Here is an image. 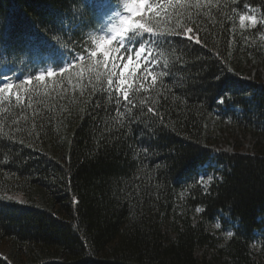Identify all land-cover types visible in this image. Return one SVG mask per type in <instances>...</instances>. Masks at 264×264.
Here are the masks:
<instances>
[{"label": "trees", "instance_id": "16d2710c", "mask_svg": "<svg viewBox=\"0 0 264 264\" xmlns=\"http://www.w3.org/2000/svg\"><path fill=\"white\" fill-rule=\"evenodd\" d=\"M69 3L0 0V74L14 84L0 93V264H264V72L246 67L264 61V0H148L139 58L61 71L34 25ZM106 8L85 21L98 28ZM65 26L77 51L94 48L97 32ZM188 28L201 44L183 42Z\"/></svg>", "mask_w": 264, "mask_h": 264}, {"label": "snow or ice", "instance_id": "6c2138e0", "mask_svg": "<svg viewBox=\"0 0 264 264\" xmlns=\"http://www.w3.org/2000/svg\"><path fill=\"white\" fill-rule=\"evenodd\" d=\"M108 4V8L106 11V15H109L110 18L107 21L108 24H111L113 19H118V25L114 26L112 32H107L105 35L95 42V47L89 50L88 48H80L77 51V45L73 43L72 37L69 35L70 29L67 28L66 24L76 23L82 32L87 33V30H91L93 32H105L106 24H102L99 28L95 25L87 23L85 21V17L89 15V6L96 3V0H70L69 7L67 12L65 13H53L50 19H41L34 25L36 29V35L42 40V42L47 46V48L53 52L58 53L60 60L53 61V63H60L62 67L61 71H65L68 68H71L77 61L81 60L83 56H89L95 58L97 56H101L103 58H107L111 52L119 53L113 57L114 64L124 58L126 54L135 52L136 56L139 58L141 53L144 52V33H152V29L145 26L144 23H140L135 20L134 17L137 14H141L145 11H151V5H149L148 0H130V2L124 6L125 10H122V5L119 0H116L113 3V0H105ZM235 2V0H233ZM83 5V8H81ZM74 6V7H73ZM257 10L253 9L255 13ZM141 19L143 16L141 15ZM240 27L243 28L245 25V21H250L253 25L256 23V15H240L239 16ZM3 21H0V26H3ZM198 31V29H197ZM43 32V35H41ZM188 33H192V35L184 36L183 30H181L178 35H181L182 40L186 44H191L193 41L195 44H201V39L196 38V33L193 32L192 28L187 29ZM50 34V35H49ZM156 45L164 46L170 43L167 37L163 36H153ZM63 42V47L61 46ZM115 42L117 45L115 48L109 50L108 45H112ZM67 45H72V47H67ZM91 47V45H90ZM17 55L20 53L17 52ZM133 61L131 56L127 57V63L123 64V69L125 71L129 70ZM147 63H151V61H147ZM139 68V64L136 65ZM47 74L52 75V69L48 68ZM121 76L124 75L122 71L120 73ZM3 77L2 86H0V93L10 92L14 84L8 81V76L6 74H0ZM39 81H43L45 79V75L43 73L36 75L35 77ZM219 79V77H216ZM31 77L27 78L25 82H30ZM121 83L124 81L121 80ZM127 97V93H125V98ZM228 99L227 94L221 97L218 100V103L223 105ZM149 111H152L149 109ZM197 212H202L203 209L200 207L196 208ZM216 229L221 228L220 223H216L214 225ZM228 236H232V232H228Z\"/></svg>", "mask_w": 264, "mask_h": 264}, {"label": "rangeland", "instance_id": "374dc122", "mask_svg": "<svg viewBox=\"0 0 264 264\" xmlns=\"http://www.w3.org/2000/svg\"><path fill=\"white\" fill-rule=\"evenodd\" d=\"M129 2H130V0H125L122 3H120L122 5V10H125L124 6H126ZM106 11H107V8L99 16L98 28L102 24H106L107 27L105 28V32H97V34L95 35V37H94V39L92 41L93 47H95V42L96 41L101 39L105 35V33L112 32L113 29H114V26L118 25V23H119L118 19H113L111 24H108L107 21L109 20L110 16L106 15ZM246 26H253V24L250 21H245L244 27H246ZM246 67H247V70L250 71L252 75L256 74L259 71H263L264 72V61H257V62H253V63H247ZM44 72H45V70L42 71V73H44ZM240 141H242L245 144V147H244V151L245 152L254 151L255 144H254V141L252 140L251 136H248L246 139H241ZM235 142H236L235 139H233V138L229 139L228 135L227 136H225V135L221 136L220 139H219L220 147H222V148H224L226 150H234ZM202 180L205 181V177L204 176H202ZM228 232H230V231L222 230V226H221L220 229H216L214 227V233H216V234H218L220 236L229 237L227 235ZM253 248H254V250L256 252L258 251L257 244L254 243L253 244ZM209 258H211V255H208V259Z\"/></svg>", "mask_w": 264, "mask_h": 264}]
</instances>
